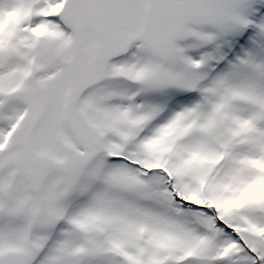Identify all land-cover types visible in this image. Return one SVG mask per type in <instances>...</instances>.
Here are the masks:
<instances>
[{"label": "snow or ice", "instance_id": "obj_1", "mask_svg": "<svg viewBox=\"0 0 264 264\" xmlns=\"http://www.w3.org/2000/svg\"><path fill=\"white\" fill-rule=\"evenodd\" d=\"M0 264H264V0H0Z\"/></svg>", "mask_w": 264, "mask_h": 264}]
</instances>
